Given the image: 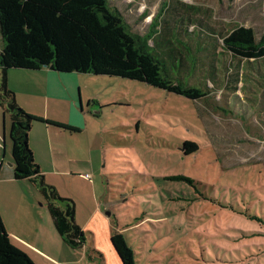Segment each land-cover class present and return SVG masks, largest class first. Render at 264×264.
Masks as SVG:
<instances>
[{
  "label": "rangeland",
  "instance_id": "rangeland-1",
  "mask_svg": "<svg viewBox=\"0 0 264 264\" xmlns=\"http://www.w3.org/2000/svg\"><path fill=\"white\" fill-rule=\"evenodd\" d=\"M109 2L139 34L157 15L156 29L167 37L179 31L199 59L206 57L199 47L221 44L206 35L209 27L264 32V0ZM195 55L188 57L192 67ZM163 61L164 75L183 73L180 56ZM197 67L192 83L204 78ZM61 73L75 86L86 133L98 143L90 171L105 211L136 264H264V102L252 105L223 82L209 81L211 93L194 100L130 78ZM185 141L198 149L185 153ZM101 240L104 264H119L106 249L110 236L102 232Z\"/></svg>",
  "mask_w": 264,
  "mask_h": 264
},
{
  "label": "trees",
  "instance_id": "trees-1",
  "mask_svg": "<svg viewBox=\"0 0 264 264\" xmlns=\"http://www.w3.org/2000/svg\"><path fill=\"white\" fill-rule=\"evenodd\" d=\"M168 6L170 3L166 1L163 9ZM157 17L153 18L147 33L139 34L109 0H0V106L11 118L15 178H34L38 182L42 194L51 198L48 204L57 230L72 247H81L86 241L84 231L75 220V202L60 196L57 189L45 181L34 161L29 133L35 121L45 119L27 112L17 103L15 92L8 85L11 69L50 67L58 72L130 78L194 100L211 93L209 81L213 85L223 82L235 91L242 90L252 105L264 102V32L257 36L252 27L244 25L234 26L224 33L209 27L206 35L221 40L220 49L214 45L213 49L202 51L204 47H199L206 56L199 59L190 44L179 37V31L168 37L161 34V30L156 29ZM150 49H158L163 59L174 61L180 56L183 73L178 77L164 75L163 59ZM192 54L197 57L195 67L188 60ZM197 66L204 78L192 83L190 76ZM54 124L74 129L64 123ZM184 148L185 153H192L198 149V144L185 141ZM180 179L192 182L184 176ZM111 241L122 264H136L134 249L122 232L115 230ZM0 264H35L11 241L1 214Z\"/></svg>",
  "mask_w": 264,
  "mask_h": 264
},
{
  "label": "crops",
  "instance_id": "crops-1",
  "mask_svg": "<svg viewBox=\"0 0 264 264\" xmlns=\"http://www.w3.org/2000/svg\"><path fill=\"white\" fill-rule=\"evenodd\" d=\"M2 40L0 35V49ZM113 77V76H111ZM71 79L50 67L37 70L11 69L8 85L17 103L27 112L52 123L35 121L28 143L44 179L60 196L75 202V220L86 231L85 244H67L54 222L45 197L34 178L16 179L10 135V114L0 106V214L11 241L35 264H104V248L97 250V237L110 236L108 253L122 264L111 235L115 231L106 203L100 198L94 150L97 141L88 130V119L80 115ZM83 108L82 106L80 107ZM64 123L74 129L54 123ZM87 175H90L89 177ZM109 217V218H108ZM95 254V256H93ZM96 255H99L96 257Z\"/></svg>",
  "mask_w": 264,
  "mask_h": 264
},
{
  "label": "water",
  "instance_id": "water-1",
  "mask_svg": "<svg viewBox=\"0 0 264 264\" xmlns=\"http://www.w3.org/2000/svg\"><path fill=\"white\" fill-rule=\"evenodd\" d=\"M80 101H81V99H80ZM80 106H82V103H81V105H80ZM107 214H110V213H109V211L107 212Z\"/></svg>",
  "mask_w": 264,
  "mask_h": 264
},
{
  "label": "built area",
  "instance_id": "built-area-1",
  "mask_svg": "<svg viewBox=\"0 0 264 264\" xmlns=\"http://www.w3.org/2000/svg\"><path fill=\"white\" fill-rule=\"evenodd\" d=\"M88 177L90 176V175H87Z\"/></svg>",
  "mask_w": 264,
  "mask_h": 264
}]
</instances>
